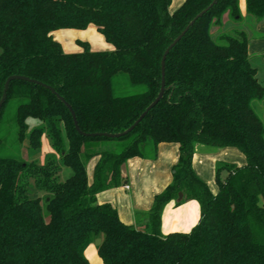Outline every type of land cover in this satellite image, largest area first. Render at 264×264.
Returning a JSON list of instances; mask_svg holds the SVG:
<instances>
[{
	"label": "trees",
	"instance_id": "trees-1",
	"mask_svg": "<svg viewBox=\"0 0 264 264\" xmlns=\"http://www.w3.org/2000/svg\"><path fill=\"white\" fill-rule=\"evenodd\" d=\"M239 1L218 0L169 52L162 99L122 138L80 136L51 92L9 84L0 111V264H89L85 251L96 240L102 264H264V125L252 106L264 85L245 31L211 34L226 14L240 19ZM243 1L248 17L264 20V0ZM171 2L0 0V99L7 78L26 77L62 97L82 133L124 132L158 96L167 47L213 0H184L169 13ZM90 26L113 51L80 43L82 52L67 54L51 35ZM28 119L39 124L29 128ZM44 139L53 155L40 164ZM162 143L178 145L179 161L138 230L96 195L121 185L127 160L154 159ZM195 145L234 148L245 165L218 164L212 194L192 170ZM63 168L70 176L61 182ZM178 193L198 203L199 221L163 236L161 213Z\"/></svg>",
	"mask_w": 264,
	"mask_h": 264
},
{
	"label": "crops",
	"instance_id": "crops-1",
	"mask_svg": "<svg viewBox=\"0 0 264 264\" xmlns=\"http://www.w3.org/2000/svg\"><path fill=\"white\" fill-rule=\"evenodd\" d=\"M183 1L172 0L168 9L169 13H173L178 9ZM260 29L264 30V26H260ZM77 31L57 30L52 32L51 35L61 45L64 53L78 52L76 51L77 45L80 43L87 44L91 51L93 43H91L88 34L86 35V32H84L87 29ZM88 31L93 34L95 42H100L101 38L104 41L101 35V38L95 36L94 30L88 29ZM104 48L106 47L104 46ZM247 50L249 55V40ZM26 123L29 128L39 124L34 119H28ZM179 156L178 145L162 143L158 145L156 157L153 160L145 158L127 160L120 167L121 185L98 193L96 202L99 205L112 207L123 224L138 230L146 229L153 200L172 183L173 169L179 161ZM22 157L25 160L28 159L26 150L22 151ZM97 160V157L91 158L88 161V166H86L89 185L92 183ZM218 164L242 167L245 165V158L234 148L212 149L211 147L195 145L192 156V170L206 184L212 194H216L218 191L215 183V171ZM199 218L200 208L198 203L194 200H184L182 194L180 201H178L177 196L176 199L164 207L160 217V233L163 236L175 232L188 233L198 223Z\"/></svg>",
	"mask_w": 264,
	"mask_h": 264
},
{
	"label": "rangeland",
	"instance_id": "rangeland-1",
	"mask_svg": "<svg viewBox=\"0 0 264 264\" xmlns=\"http://www.w3.org/2000/svg\"><path fill=\"white\" fill-rule=\"evenodd\" d=\"M239 16L240 19L237 17L232 19L229 14H226L222 20V24L219 27L213 28L211 31L212 37L215 39L221 33H232L234 31H245L249 37V59L254 68L257 70V79L258 81L264 85V30L260 29V26H264L263 21H256L246 15L245 12V4L243 0L239 1ZM88 29L94 30L95 36L101 38L100 34L96 31L93 26L87 28V31L80 30L86 32L88 34L89 39L93 43L91 47V51L93 52H111L113 51V47L107 43H105L102 38L100 42H95L93 34ZM77 31V30H72ZM78 32V31H77ZM92 37V38H91ZM106 48H104V46ZM78 52L73 53H80L83 51V48L80 45H77ZM253 109L257 116L261 119L264 125V99L262 101H254L252 103ZM31 121V120H29ZM210 148V147H209ZM215 149V148H212ZM53 155V152L47 142V140H43L42 149L40 154L35 158L38 163L43 164L48 156ZM147 160H153L148 159ZM86 166H88V161L86 162ZM68 176H70V171L66 168H63L61 173L59 174V181H64ZM226 176L225 172L220 173V179H224ZM216 183V182H215ZM217 186V185H216ZM41 195V194H39ZM145 230V229H142ZM85 257L88 260L89 264H101L99 257L96 252L95 245H90L85 251Z\"/></svg>",
	"mask_w": 264,
	"mask_h": 264
},
{
	"label": "water",
	"instance_id": "water-1",
	"mask_svg": "<svg viewBox=\"0 0 264 264\" xmlns=\"http://www.w3.org/2000/svg\"><path fill=\"white\" fill-rule=\"evenodd\" d=\"M218 0H213V2L203 11H201L199 14H197L190 22L189 24L184 28V30L173 40V42L167 47V49L165 50L162 59H161V87H160V92L158 94V96L156 97V99L145 109V111L139 116V118L134 122V124L132 126H130L127 130H125L122 133L119 134H106V133H100V134H84L80 131L79 127H78V123L76 120V116L72 110V108L70 107L69 104H67L64 99L62 97H60L51 87L43 85L37 81L31 80L29 78L26 77H22V76H10L9 78H7V80L4 83L3 86V91H2V96L0 99V111L1 108L6 100V95H7V91L9 88V84L12 81H23V82H28V83H32L38 86H41L43 88H45L46 90H48L49 92H51L52 95H54L56 97V99L58 101H60L69 111L72 121H73V125L75 128V131L83 137L86 138H94V137H101V138H107V139H119L122 138L124 136H127L128 134H130L137 126L138 124L145 118V116L149 113V111L154 108L158 102L162 99L164 92H165V79H164V75H165V60L167 55L169 54V52L176 46V44L185 36V34L193 27V25L195 24V22L200 19L201 17H203L204 14H206L216 3ZM182 198V194L179 193L178 194V201H180ZM95 247L100 245V240H96L94 242Z\"/></svg>",
	"mask_w": 264,
	"mask_h": 264
}]
</instances>
